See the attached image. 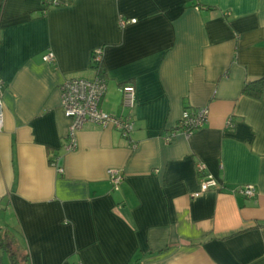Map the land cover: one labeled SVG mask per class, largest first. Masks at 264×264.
I'll return each mask as SVG.
<instances>
[{"label":"crops","instance_id":"crops-1","mask_svg":"<svg viewBox=\"0 0 264 264\" xmlns=\"http://www.w3.org/2000/svg\"><path fill=\"white\" fill-rule=\"evenodd\" d=\"M57 1L0 0V225L30 264H264V89L243 93L264 77V0ZM98 48L101 107L127 114L122 86L134 84L135 127L87 122L69 151L60 86L93 78ZM200 107L206 124L166 143ZM200 161L221 186L196 195ZM244 184L255 197L236 192Z\"/></svg>","mask_w":264,"mask_h":264},{"label":"built area","instance_id":"built-area-1","mask_svg":"<svg viewBox=\"0 0 264 264\" xmlns=\"http://www.w3.org/2000/svg\"><path fill=\"white\" fill-rule=\"evenodd\" d=\"M45 2L47 4L59 5L57 0H45ZM194 7L199 10L203 6L195 1ZM136 21V18L130 20L121 19L120 24L125 25L127 22L135 23ZM43 60L50 63L55 62V53L49 50L43 55ZM102 61L103 49L98 48L92 55V66L97 74L93 78H67L60 86L61 106L66 116L71 119L65 143V148L69 151L78 147V133L87 122H92L105 128L112 127L117 129L124 137H129L135 127L132 110L136 103V88L133 84L126 83L122 86V107L128 111L127 114L117 116L105 111L101 107V101L107 91V80L99 74L96 65H102ZM5 85L4 80L0 77V132L3 131L5 124L3 100ZM208 117V107L185 109L177 126L164 138L165 142L170 143L179 134H183L189 138L196 130L206 124ZM131 145L133 148L138 147L135 141H132ZM53 162L55 163L56 160ZM60 170L62 171L63 169L60 168ZM197 171L201 174V190L196 195H200L211 188H219L221 186L218 179L206 170L203 162L197 163ZM108 173L113 188L119 189L125 177L123 172L118 168H112ZM236 192L241 193L245 197L253 198L256 195V187L253 184H244Z\"/></svg>","mask_w":264,"mask_h":264},{"label":"trees","instance_id":"trees-1","mask_svg":"<svg viewBox=\"0 0 264 264\" xmlns=\"http://www.w3.org/2000/svg\"><path fill=\"white\" fill-rule=\"evenodd\" d=\"M96 68L98 69L99 74L105 78L102 71V65H96ZM263 89L264 77L245 84L243 93L259 98L263 93ZM2 253L8 254L12 264H30V254L27 248L21 245L16 233L9 227L0 225V255H2Z\"/></svg>","mask_w":264,"mask_h":264},{"label":"rangeland","instance_id":"rangeland-1","mask_svg":"<svg viewBox=\"0 0 264 264\" xmlns=\"http://www.w3.org/2000/svg\"><path fill=\"white\" fill-rule=\"evenodd\" d=\"M2 264H12L10 258L8 257V254L2 253Z\"/></svg>","mask_w":264,"mask_h":264}]
</instances>
